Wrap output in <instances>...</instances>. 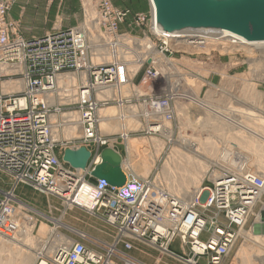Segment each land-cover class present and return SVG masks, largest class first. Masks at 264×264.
I'll use <instances>...</instances> for the list:
<instances>
[{"label":"built area","instance_id":"1","mask_svg":"<svg viewBox=\"0 0 264 264\" xmlns=\"http://www.w3.org/2000/svg\"><path fill=\"white\" fill-rule=\"evenodd\" d=\"M91 2L97 10L95 18L99 40L94 43L85 26L28 41L13 39L4 23L6 3H0V59L3 60L0 63L16 70L20 68L24 82L21 94L0 92V171L11 180V187L3 192L4 195L0 194V217L9 203L7 196L14 195L20 184L42 194L60 197L64 205L71 201L91 215L103 216V220L116 229L113 242L123 240L126 248H129L127 242L130 240L141 239L147 245L164 249L166 255L189 264H201L199 258L205 264H223L238 231L253 214L262 197L264 179L260 176L222 172L214 181L211 180V188L202 187L196 197L186 203L170 195L163 187L154 186V182L147 177L131 174L132 177L123 186L114 187L103 179L91 181L89 169L84 172L79 168L72 171L59 161L48 116L51 110H61L52 108L51 101L58 85L57 75L62 72L74 70L62 74L75 73L77 84L71 86L74 87L73 91L63 89L58 99L62 105L76 103L79 107L77 111L82 115L81 143L96 145L94 159L99 154L100 145L109 146L119 138L126 140L130 133L121 130L117 135H104L99 130L98 110L101 105L115 104L122 109L132 103L129 96L98 98V84L118 86L127 77L126 74L123 78L119 77L115 60L106 65H97L90 55L91 46L119 43V39L113 41L112 36L119 37L116 34L119 24L130 13L127 9L117 8L111 0ZM150 22L149 15V27ZM137 23L143 24L144 17L139 16ZM101 30L104 34H101ZM207 33L211 36L218 32ZM154 34L164 41L157 33ZM193 40L189 38L190 44H205V38ZM8 60L15 61L9 65L6 63ZM153 75H157L156 70ZM168 93L153 98L151 102L143 100L142 103L148 105L149 109L154 108L157 118L164 116L172 120V106L165 107L167 102H171ZM71 95L75 97V102H71ZM48 96L52 98L51 101ZM68 142L72 143H64ZM94 159L87 168L92 170L98 164ZM208 209L215 211L212 216L206 215ZM220 213L227 223L220 219ZM76 235L77 239L68 236L72 243L56 247L49 255L40 256L36 264L42 260V264H142L111 247L114 244L92 241L85 233ZM175 240L183 250L181 255L170 248ZM186 248L190 253L187 259L184 258Z\"/></svg>","mask_w":264,"mask_h":264},{"label":"rangeland","instance_id":"2","mask_svg":"<svg viewBox=\"0 0 264 264\" xmlns=\"http://www.w3.org/2000/svg\"><path fill=\"white\" fill-rule=\"evenodd\" d=\"M2 1L6 3L4 5L7 7L4 16L5 28L8 29L9 35L13 39L16 38V39H23L24 41H28V40H33L35 38H43L51 33L80 29L85 26L89 31V37L91 41L94 43L95 41L99 40L97 36V32H98L97 18H95L97 14V10L93 5V3L91 2V0H0V3H2ZM111 1L117 8H121L125 10L127 9L130 15L125 17V19L122 22H120L116 33L119 37L112 36L113 41H116L117 38L118 39L122 38L123 35H124L123 37H128L127 40L128 42L126 43L127 47L124 49L123 48L124 46H122V49H124L123 53H117L118 56L114 54V57L115 58L117 57V59L113 57V59L118 64L119 77L123 78V76H125L126 74L127 78L126 81H124V83H121L118 86L111 85L110 88L111 87L113 88V89L111 88L112 92H110L112 93V96L109 93L107 94V96L109 97L110 95V97L115 96L117 98L118 97L124 98L125 96H129L131 99L130 103L132 104H128V106L126 105L127 107H123L122 109H119L115 104H108L101 107L98 110L99 114L105 108H114L115 110L114 112L116 113V118L113 121H115L116 119L117 122L118 120L120 121L116 124V126L112 125L113 124L112 121L107 127H104L103 129L101 128V125L99 124V120H98V127L101 133H104V135H109V134L117 135L121 130H123V128H125L124 120H128V123L126 124V128L128 129L127 130L124 129L125 131L130 132L128 133L129 134L128 138L126 140H120L121 138H119L116 141V143H114L113 146L114 147L113 150L115 149L118 150L122 156L121 166L123 170L126 172L128 179L132 177L131 176L132 173L130 172H133L132 175L139 177H147L154 182V186L157 187L160 186L161 188L163 187L165 190L168 191V193L169 192L173 193L174 191L170 190V186L174 183H177L179 177L178 175H175L174 181L170 182L169 178L164 174L163 166L164 165L167 166L170 163L171 164L173 163L175 156L173 153V149L174 147L175 148L178 147L177 139L179 137V134L180 135L183 134L184 136H192L195 138L201 137L202 139L203 137H205L203 140L207 141L208 139L209 141L216 142L215 145L218 144V147L215 146V149L216 147L217 150H219L220 147L221 148L223 147L225 150L228 149L227 151H224V149L216 151L217 154H219V158L216 159V161L215 160L211 161V163H209L210 161L208 162L209 165L206 167L204 171L206 174H204L203 176L199 174L200 179L198 178L197 181L193 183L194 188L193 186L190 187V191L192 192L190 195L182 196L181 193H180L181 195L177 194L178 198L181 197L182 198L181 200L185 201L186 203L189 202L191 198L196 197L201 187L211 188L212 186L211 180L213 177L220 175L218 173L232 172L239 175V173L241 174L242 173L241 171L245 169L244 170L245 172H252L254 170L252 173L255 174L257 173L259 175L264 174V165H263L264 154L260 155L258 153L253 152V150L255 149L254 146L251 145V143L249 144L247 141H245V139L240 138L242 137V135H246L245 133L249 128L254 129L256 127L254 130H257V128L263 130L261 129L263 123L259 124L261 123V121H258L259 118H257L256 116L255 117L250 116L251 117V118L249 117L251 119L250 120L248 117L242 116L243 120H241V117L240 118L238 117L239 116L238 112H236L235 116L239 120H241L243 129L241 127L240 128L237 127L236 129H232L230 131V129H228L227 126H225L227 129L220 125L218 127V124H216L217 121L215 122V125L217 126L207 125L208 127L205 126L204 128L200 129L201 127L200 124L197 125V128L191 129L192 121L190 115H192L191 114L192 112L190 113V111L192 110L190 106L192 107V105H190L191 104L190 101H194V100L190 99L191 93L189 94V92L193 90L197 94L198 100L207 104L209 103L211 104V106L213 105L214 106V107L212 106L213 108L219 107V109L216 108L218 110H222L224 108L227 110L228 108H230L229 105H231L230 109L233 108L237 110L239 109L243 110L244 108L245 109L250 108L252 110L264 111V52L263 53L259 52L254 48L252 49V47L249 48L248 46L247 47L246 46L244 47L243 45L240 46V44L237 42L235 43H231L228 41L224 42V40L210 41V42H206L205 44L199 45V44L184 43L183 40L175 41L173 39H165L163 37V40L165 41L164 42L162 41L161 38L157 37L153 33L152 29L150 31L151 27H149V23H148L149 15L151 14V8H152L150 0H111ZM139 16L144 17L143 24L137 23V19ZM101 29L104 30L103 27H101ZM102 30H101V34H104V31ZM144 39L151 41L152 45L157 51V54L162 55L161 57L164 58V61L166 60V62H169L170 64L167 63L166 65L160 63L158 64L157 61L152 62L151 60L146 59L144 62H142L141 65H138L137 68L136 66H132L133 64H135L140 60L139 58L144 57V52L146 51H144V49L141 47L140 48L136 47L143 45V41H146ZM119 43H116L115 45ZM100 47H103V45L91 46L90 55L95 51V48H100ZM133 50L135 51L131 52ZM142 51L143 53H141ZM131 54L133 56H131ZM93 58L94 57H91V60H93ZM1 61L3 60L0 59V62ZM14 61L8 60L6 61V63L10 65ZM257 61L258 63H256ZM107 63L110 62H106L103 64L106 65ZM94 64L98 65V64H102V62L94 63ZM19 70H16V68H12V67L10 69H6L4 66L2 67V69L0 68V92H2L1 83L4 81L20 80L23 82L22 80L23 75L21 73V70L20 71ZM155 70L157 72V75H153ZM72 71L74 70H69L62 73H67ZM148 71H151L150 73L151 77L148 74ZM62 73L58 75L60 76L62 75ZM68 74L74 75L72 78V83L65 85L63 84L56 85L57 89L53 93L52 101H51L52 98L48 96L49 101H51L52 108L61 109L59 112L51 110L52 113L50 112L51 115H49V121H50L49 123L51 125V129L53 131L56 130L55 136H54V132L52 131V139L55 140L56 143L55 153L59 161L62 163V165L65 168L74 171L77 170V168L72 167L68 162L63 160L64 151L67 148L77 150L80 147H84L86 150L90 152V156L86 163V167H89L94 159V154H95L94 149L96 150V145L89 144V146L88 145L86 146L81 142L80 144L76 138L78 139L80 138L82 133L81 130H79L80 132L78 134L80 135H77L78 137L75 136L70 138L69 136L64 134L65 131L64 126H66L69 120V118L66 117H68L73 112L74 113L78 112L77 113L79 115L78 121L80 122L79 119L82 118L81 113L77 111L79 110V107L76 105V103L69 106L66 105L67 103L62 105L60 104V100L58 99L59 95L63 93V89H67L68 91H73L74 88L71 86L77 84L76 74L75 73H68ZM58 75L57 77H59ZM248 87L250 88L252 87L253 91H250ZM117 88H119V90ZM97 89H98V98H102L106 96L102 94L104 90L102 89L101 86H98ZM22 91L23 90L17 92H7V93L21 94ZM168 91H169L168 95H170L172 98L171 104L173 108V118L172 120H166L162 117L160 118H162L167 123L169 122L168 125L170 126V130H172V133L169 135V137L165 136L160 130L152 129V126L156 127L160 125L158 121L160 118L159 119L157 118L158 115L157 113H153L149 108H147L148 105L142 103L143 100L146 102H151L153 98L155 99V97L164 95ZM247 95L249 98L247 97ZM73 96H75V94H73ZM74 101H75V97L71 98V102ZM235 105L237 107H235ZM239 106L240 107L242 106V108H240ZM125 110H129V114L127 113L128 111L126 112ZM183 113L186 114V116L188 115L186 118L187 120L184 119L185 115H182ZM123 114L126 116L124 120H123V116H124ZM52 115L56 116L54 120L50 119ZM119 116H122V118L120 119ZM224 117L225 116H223L222 118ZM122 121H124V123ZM186 121H189L188 124ZM184 123H186L187 125ZM249 123L251 124V127ZM54 125L56 126L55 128ZM232 131L234 132L235 135L233 134ZM212 134L214 136H212ZM218 136L220 139L218 138ZM65 140L71 141L72 143L68 142L67 144H65L64 142H67ZM154 140L155 141L160 140L161 144L158 145ZM106 147L112 148L111 145L107 146V144H102L99 146L98 148L99 154L94 159L95 164L99 162L102 153L101 151H103ZM157 147H159V151ZM257 154L260 155L259 157L263 159L258 158ZM256 158L261 160L262 162L261 165L263 166L260 167L259 165L255 164L257 163L256 160H258ZM145 165L148 167L147 168L148 172L145 171L146 168ZM251 165L253 168L249 167ZM255 165H256V170L254 168ZM248 168L251 171H249ZM174 170L176 172H181L180 169H174ZM89 179L91 181H94L93 177ZM10 187H11L10 178L0 171V194L4 195L3 192L7 191ZM169 194L171 195V193ZM14 197H15L14 200H9L8 205L4 207L2 215H4L7 212V209L10 206H12L15 212H18L17 213L18 216L16 217L18 221L20 222L25 221L26 220L25 218H27V220L29 219L36 220V223L32 230V237L34 240H36L35 243L37 242L38 239L40 243H42V241L46 242L45 246H49L50 242H52L51 240H53V233L51 234L50 229L53 228L54 224L49 219L51 217L55 219H59L62 217V221L64 223L70 222L69 225H71L70 226L71 228L75 227L81 231H84L88 239L92 241H98L101 244H111L113 242L112 241L111 243L110 242L106 243L96 238L95 236L96 233L100 234L101 232H104V234L107 233V235L108 234L111 235V239H114L116 229L109 226L104 220H100L101 218L103 219V216L96 217L94 215H90L85 210H80V211L70 210L69 208H74V207H68L67 205L66 207L63 204L62 199H60V197L41 194L37 190H34L24 185H19L17 187ZM20 202L25 203L33 207L34 209L42 212L44 215H46V218L44 216H38L33 211L27 210L24 207L20 206V204H18ZM214 212L215 211L213 209H208L205 213L206 215L212 216ZM75 213L79 215L78 217L79 220L77 221L76 218L70 217V214L73 215ZM220 219H222L223 221H225V223H227L222 213H220ZM42 222L47 227L46 231L43 234L39 232V227ZM106 228L110 229L109 233L108 230H105ZM56 231L60 233V235L66 237L70 236L76 239L75 237L76 235L73 234L74 232H71L67 227H58ZM247 234H249L253 238H255L254 236L258 237L256 238V240H258L260 243L257 244L258 242H255L256 240H249L250 238L249 239L248 237L246 238ZM0 236L3 237V239H5L6 241V243L4 241L5 243L4 247L6 246V248L4 250L3 247L4 251H2V253L6 254L8 252V250L6 251L8 247L7 243L9 245L12 242H15L16 238H14L13 235H10V233L6 230L0 231ZM263 239H264V193L262 194V197L258 201L256 207L254 208L253 214L249 217L245 225L241 227V229L238 231V237L232 249L230 250L229 254L225 258L223 264H237L239 261H237L238 257L236 254L241 246H247V247L253 246L255 247L253 249L259 247L258 249L264 251ZM18 241L20 242V239ZM131 242H133V240H131ZM172 243L170 245V248L173 251L177 252L179 255L183 254L182 253L183 250L180 249L177 240H175L173 244ZM119 245L123 247L122 243H119L118 246ZM261 245L263 246L261 247ZM156 249L157 248L144 244L143 242L141 243L136 241L135 243H133L130 252L138 256L140 259H143L144 261L152 262L154 259V254L152 250L157 251L158 249L157 250ZM121 250H123V248ZM41 252H39L40 254H38L34 249L30 250V253L34 255L31 264H36L38 260H40L39 259L40 255L45 256V254H42ZM184 252H185L184 258L187 259L190 256V253L187 248L184 250ZM162 253L164 252L161 251V254ZM174 260H176L181 264L187 263L177 258H174ZM26 264L29 263L26 262ZM201 264H205V263L202 262Z\"/></svg>","mask_w":264,"mask_h":264},{"label":"bare ground","instance_id":"3","mask_svg":"<svg viewBox=\"0 0 264 264\" xmlns=\"http://www.w3.org/2000/svg\"><path fill=\"white\" fill-rule=\"evenodd\" d=\"M151 1V6H152V8H151V14H150V20H151V22H150V27H151V29H152V31L154 32V33H157L159 36L161 35V37L163 38H165V39H173V40H175V41H178V40H183V42L184 43H190L191 41H189V38H193L194 40H193V42H195V41H197L198 39H204L205 38V41L203 42V43H206V42H210V41H218V40H224V42H226V41H228V42H231V43H235V42H237V43H239L240 44V46L241 45H243L244 47L246 46H248L249 48L250 47H252V49L254 48V49H256V50H258L259 52H264V40H257V41H254V40H249V39H247V38H245V37H243V36H241L240 34H238V33H236V32H234V31H232V30H230V29H227V28H223V27H212V26H192V25H183V26H181V27H177V28H174V29H172V30H166L163 26H162V24L160 23V21L158 20V18H157V10H156V4H155V0H150ZM204 1H206L207 3H210V4H220V3H225V2H227V1H229V0H204ZM150 6V7H151ZM97 27V26H96ZM98 29V28H97ZM217 30V32L218 33H216L215 35L214 34H212L211 36L210 35H207L208 33V31L209 32H215ZM207 31V32H206ZM97 36H98V34H97ZM216 36H218V37H216ZM173 37H177V38H173ZM185 38V39H184ZM120 40H119V44H117V45H115V46H113V45H110V44H106V45H103V47H100V48H95V51L93 52V53H91V57H94L93 58V62L94 63H99V62H102V63H106V62H110V61H112V60H114L113 59V57H114V54H116V56H118V54L117 53H123V50L127 47L126 45V43L128 42L127 40H128V37H123L122 36V38H119ZM144 40H146V39H144ZM182 42V41H181ZM223 42V41H222ZM198 43H201V42H198ZM135 45H136V43H135ZM102 46V45H101ZM122 46H124L123 48L124 49H122ZM137 48H143L144 49V51H146V52H144V57L143 58H139L140 60L138 61V62H136L135 64H133L132 66H136V68L138 67V65H141L142 64V62H144L146 59H148V60H151L152 62H154V61H157V63L159 64H165L166 65V63L167 64H170L169 62H166V60L164 61V58L163 57H161L162 55H158L157 54V51L155 50V48H154V46L152 45V42L151 41H149V40H146V41H143V45H141V46H136ZM251 49V50H252ZM142 50V49H141ZM115 51H116V53H115ZM135 50H133V51H131V52H134ZM230 52V51H229ZM141 53H143V51L141 52ZM127 54H129V53H127ZM139 54H140V51H139ZM137 55H138V53H137ZM131 56H133L132 54H131ZM140 56V55H139ZM149 56V57H148ZM115 58V57H114ZM115 59H117V57L115 58ZM260 59V58H259ZM253 60V59H252ZM251 60V61H252ZM258 60V59H257ZM164 61V62H163ZM163 62V63H162ZM255 63V62H254ZM256 63H258V61L256 62ZM3 63H0V68L2 69V67L4 66L6 69H10L11 67L10 66H7L6 64H3ZM156 65V64H155ZM159 66H161V65H159ZM254 66V65H253ZM155 67V66H154ZM164 67V66H163ZM118 68V67H117ZM162 68V67H161ZM118 75H119V68H118ZM59 76V75H58ZM73 74H62V75H60L59 77H57V84L58 85H60V84H63V85H65V84H69V83H72V78H73ZM74 80V79H73ZM74 82V81H73ZM97 83H99V82H97ZM111 85H113V84H106V85H102V84H98L97 85V87L98 86H101L102 87V89L104 90V92H102V94L103 95H106V96H104V97H102V99L103 98H106V97H108L107 96V94L109 93V94H111V96H112V93H110V92H112L111 90L113 89L112 87V89L110 88V86ZM59 87V86H58ZM23 88H24V82H22V81H4V82H2L1 83V91L2 92H4V93H7V92H17V91H21V90H23ZM74 88V87H73ZM249 89H250V91H253V88L251 87H248ZM70 89V88H69ZM191 89V88H190ZM246 89V88H245ZM244 89V90H245ZM73 90V89H72ZM243 90V91H244ZM124 91V90H123ZM249 91V90H248ZM122 92V91H121ZM114 93V92H113ZM191 93V97H190V99H193L194 101H190V105H192V107L190 106V108H191V110L192 111H190V113L192 114V115H190L191 116V121H192V123H191V121H190V123L192 124V127H191V129L192 128H197V125H200L199 127H200V129L201 128H204L205 126H212V125H215V122H216V124H218V127H219V125L220 126H223V127H225V126H227L228 127V129H230V131L232 130V129H236L237 127L238 128H242L243 126H242V124H241V120H243L242 119V116L243 117H250V116H256L257 118H259L258 119V121H261V123H259V124H262V127H261V129H263V130H260V128H257V130H254V129H248L247 131H246V135H242V137H240V138H243V139H245V141H247L249 144L251 143V145H253L254 146V150H253V152H255V153H258V154H260V155H263L264 154V111L263 110H252V109H250V108H244L243 110L241 109H239V110H237V109H230L231 108V105H229L230 106V108H228L227 110L224 108V109H222V110H218L219 109V107H216V108H218V109H216V108H213L212 106H211V104H207V103H204V102H201L200 100H198L197 99V94L192 90L191 92H189V94ZM254 94V93H253ZM73 95V94H72ZM71 95V96H72ZM114 95V94H113ZM244 95H245V92H244ZM250 95V94H249ZM120 96H122V95H120ZM255 96V95H254ZM109 97H110V95H109ZM168 97H170V101L172 100V98H171V96L170 95H168ZM247 97H248V95H247ZM51 98V97H50ZM119 98V97H118ZM245 98H246V96H245ZM249 98V97H248ZM251 98V97H250ZM73 101V100H72ZM236 101V100H235ZM244 101V100H243ZM75 102V101H74ZM241 102H242V100H241ZM250 103H251V101H250ZM189 104V103H188ZM233 104V103H232ZM247 104V103H246ZM253 104V103H252ZM105 105H108V104H105ZM105 105H101L99 108H101V107H103V106H105ZM169 106L171 107L172 106V104H171V102H167V105H165V107L166 108H169ZM234 107V106H233ZM235 107H237L236 105H235ZM234 107V108H235ZM240 107V106H239ZM262 107V106H261ZM203 108H204V110H203ZM240 108H242V106L240 107ZM263 108V107H262ZM220 109H221V107H220ZM151 110V112H153V113H156V111H155V109L154 108H152V109H150ZM115 110H114V108H105V109H103L101 112H100V114L98 113V115H99V118H98V120H99V124L101 125V128H103L104 129V127H107L115 118H116V113L114 112ZM124 111V110H123ZM128 114H129V110H125ZM134 112V111H133ZM236 112H238V114H239V118L241 117V120H239L236 116H235V114H236ZM78 113V112H77ZM77 113H71L68 117H66V118H69V120H68V122H67V124H66V126H64L65 128V131H64V134L65 135H67V136H69L70 138L71 137H78L77 135H80V134H78L80 131V123H81V121H82V119L80 118L79 120H80V122L78 121V114ZM131 113V112H130ZM187 113V112H186ZM188 114V113H187ZM124 115V114H123ZM182 115H185L184 116V119H186L187 118V116H186V114H182ZM82 116V115H81ZM130 116V115H129ZM223 116H225L224 118H222ZM56 116L55 115H52L51 117H50V119L51 120H54V118H55ZM126 116L124 115L123 116V120H124V118H125ZM162 118H164V119H166V120H171V119H167V118H165L164 116H161ZM65 118V119H66ZM159 119L158 121H159V123H160V125L159 126H152V129H154V130H160L165 136H168L169 137V135L172 133V130H170V126L168 125V123L166 122V121H164L163 119ZM182 118V117H181ZM190 118V117H189ZM188 118V119H189ZM247 118V119H248ZM251 118V117H250ZM249 118V119H250ZM119 119V118H118ZM121 119V118H120ZM219 119V120H218ZM248 119V120H249ZM256 119V118H255ZM48 120H49V116H48ZM117 120V119H116ZM113 121V124L112 125H114V126H116V124L120 121V120H118V122L117 121ZM187 120V119H186ZM239 120V121H238ZM251 120V119H250ZM62 121V120H61ZM124 121H125V123H124ZM124 121H122L123 123H124V127L125 128H123V130L125 129V130H127L128 128H126V124L128 123V120H124ZM183 121H185V120H183ZM245 121V120H244ZM50 122V121H49ZM130 122V121H129ZM166 122V123H165ZM187 122V124H188V122L189 121H186ZM243 122V121H242ZM250 122V121H249ZM254 123V122H253ZM50 124V123H49ZM120 124V123H119ZM122 124V123H121ZM184 124H186V123H184ZM186 124V125H187ZM245 124V123H244ZM250 124V123H249ZM248 125V124H247ZM51 126V125H50ZM183 126V125H182ZM207 126V127H208ZM215 126H217V125H215ZM256 126V125H255ZM260 126V125H259ZM56 126L54 125V128H55ZM189 127V126H188ZM250 127H251V124H250ZM80 128V129H79ZM216 128V127H215ZM221 128V127H220ZM226 128V127H225ZM246 128V127H245ZM63 129V128H62ZM139 129V128H138ZM185 129V128H184ZM199 129V130H200ZM222 129V128H221ZM227 129V128H226ZM243 129V128H242ZM197 130V129H196ZM241 130V129H240ZM53 131V130H52ZM159 131V132H160ZM184 131V130H183ZM194 131V130H193ZM207 131V130H206ZM205 131V132H206ZM228 131V130H227ZM234 131V130H233ZM232 131V132H233ZM54 132V136L56 135V130H54L53 131ZM208 132V131H207ZM211 132V131H210ZM236 132V131H235ZM239 132V131H238ZM242 132V131H241ZM244 132V131H243ZM219 133V132H218ZM82 134V133H81ZM208 134V133H207ZM229 134H231V133H229ZM233 134H234V132H233ZM242 134V133H241ZM241 134H239V135H241ZM199 135V134H198ZM211 135V134H210ZM224 135V134H223ZM223 135H222V137H223ZM226 135V134H225ZM235 135V134H234ZM234 135H233V137H234ZM237 135V134H236ZM239 135H238V137H239ZM209 136V135H208ZM207 136V137H208ZM212 136H214L213 134H212ZM221 136V135H220ZM227 136V135H226ZM203 137V136H202ZM232 137V138H233ZM55 138V137H54ZM128 138V137H127ZM205 137H203V139H204ZM210 138V137H209ZM217 138V137H216ZM218 138H219V136H218ZM156 139V138H155ZM201 137H192V136H184L183 134H179V137H178V139H177V142H178V147H180V148H178V147H174V149H173V153H174V161H173V163L171 164H169V165H167V166H165L164 164V166H163V168H164V174L169 178V180H170V182H173L174 181V177H175V175H178V177H179V179H178V181H177V183H174V184H170L171 186H170V190L171 191H174L173 193L172 192H169V193H171V195L172 196H174V197H177L178 198V195L177 194H182V196H187V195H190L192 192L190 191V187H192L193 186V188H194V185H193V183L194 182H196L197 181V179L199 178L200 179V176H199V174L200 175H204V174H206L204 171H205V169H206V167L209 165V163H211V161H213V160H215L216 161V159H218L219 158V154H217V152L216 151H219V150H221V149H224L223 147L221 148L220 147V149L219 150H217V147H218V144L217 145H215V143L216 142H213V141H209L208 139H207V141H205V140H203ZM220 139V138H219ZM231 139V138H230ZM82 140V136H80V138H79V141L80 142H82L81 141ZM216 140V139H215ZM241 140V139H240ZM155 141V140H154ZM153 141V142H154ZM79 142V143H80ZM158 145H160L161 144V141L160 140H156L155 141ZM221 143V142H220ZM242 143V142H241ZM84 145H86L85 143H83ZM222 144V143H221ZM220 144V145H221ZM225 144V143H224ZM244 144V143H243ZM223 145V144H222ZM246 145V144H245ZM87 146V145H86ZM134 146V145H133ZM132 146V147H133ZM157 146V145H156ZM215 146H217L216 147V149H215ZM247 146V145H246ZM225 147H227V146H225ZM158 148V151H159V147H157ZM229 148V147H228ZM251 148V147H250ZM215 149V150H214ZM67 150H69V151H75V150H73V149H71V148H67ZM78 150V152H80V154L82 153V152H84V154H87L86 152L88 151V150H86L84 147H80L79 149H77ZM228 150V149H227ZM227 150H225L224 149V151H227ZM86 151V152H85ZM157 151V150H156ZM223 151V150H222ZM221 151V152H222ZM102 153H101V157H100V160H99V162H101V159H104V160H106V161H109L110 163H112V164H120L121 165V157H120V154L119 153H117L115 150H113V148H111V147H106L103 151H101ZM220 153V152H219ZM83 154V153H82ZM234 154H235V152H234ZM239 154V153H238ZM253 154V153H252ZM257 154V156H258V158H260L259 156L260 155H258ZM216 156H217V158H216ZM237 156V155H236ZM256 156V157H257ZM170 157V156H169ZM262 157V156H261ZM149 158V157H148ZM171 158V157H170ZM236 158V157H235ZM255 158V157H254ZM258 158H256V159H258ZM172 159V158H171ZM260 159H263V158H260ZM260 159H258V160H256V162L257 163H255V164H257V165H259L260 167L261 166H263L264 165V162H263V165H261L262 164V162H261V160ZM144 160H145V158H144ZM210 161V162H209ZM255 161V160H254ZM263 161H264V159H263ZM99 162H97V163H99ZM170 162H171V160H170ZM209 162V163H208ZM244 164V163H243ZM242 164V165H243ZM254 164V163H253ZM147 165V164H146ZM145 165V171H147V166ZM245 165V164H244ZM134 166V165H133ZM137 166V165H136ZM246 166V165H245ZM86 167V165L84 166V167H78V168H81V169H79L81 172H84V171H86L87 169H89V172H91L90 171V168H85ZM127 167H128V165H127ZM248 167V166H247ZM249 167H251V168H253L252 167V165L251 166H249ZM121 168H122V166H121ZM133 168V167H132ZM144 168V167H143ZM246 168V167H245ZM255 170H256V165H255ZM174 169H180L181 170V172H176ZM122 170H123V168H122ZM174 170V171H173ZM245 170V169H244ZM244 170H242L241 172L242 173H252V172H245ZM248 170H249V168H248ZM247 170V171H248ZM124 171V170H123ZM145 171H144V173H145ZM249 171H251V170H249ZM125 172V171H124ZM148 172V171H147ZM146 172V173H147ZM258 172V171H257ZM241 173V174H242ZM260 173H261V171H260ZM125 174H126V172H125ZM218 174H220V173H218ZM222 174V173H221ZM240 174V173H239ZM252 174H255V173H252ZM255 175H258V176H260L261 178H263L264 179V177H262V176H264V174H261V175H259V174H255ZM126 177H127V179H128V176H127V174H126ZM216 177H218V176H215V177H213L212 178V180L214 181L215 180V178ZM158 178V177H157ZM154 180V179H153ZM168 180V179H167ZM20 185V184H19ZM18 185V186H19ZM165 185V184H164ZM168 185V184H167ZM169 186V185H168ZM202 189V187L200 188V190ZM197 190V189H196ZM195 190V191H196ZM198 191V190H197ZM196 191V192H197ZM199 193V192H198ZM263 193H264V191H263ZM42 194V193H41ZM174 194V195H173ZM180 194V195H181ZM45 195H49V194H45ZM55 196V195H54ZM10 200H14V195H12V196H7ZM179 199H182L181 197H179ZM192 199L193 198H191V200L190 201H192ZM189 201V202H190ZM189 202H187V203H189ZM18 204H20V206H22V207H24L25 209H27V210H31V211H33L34 213H36L38 216H44L45 218H46V215H44L42 212H40V211H38V210H36V209H34L33 207H31V206H29V205H27V204H25V203H18ZM66 205L68 206V207H77V208H79V209H81V210H84L82 207H78V206H76V205H74L73 203H71V201H69L68 203H66ZM65 205V206H66ZM66 206V207H67ZM18 212H15V210H14V208L12 207V206H10L8 209H7V212L4 214V215H2V217H0V231H4V230H6V231H8L9 233H10V235H13V237L14 238H16L15 239V242H12L11 244H9L8 245V243H7V249H6V251L8 250V252L6 253V254H4V253H2V251H4L5 250V248H6V246L4 247V245H5V243H6V241H5V239H3V237H1L0 236V264H16V263H18V264H26V262H28L29 264H31V261H32V259H33V257H34V255H32V253H30V250L31 249H34L38 254H40L39 252H41L42 254H45V255H47V254H51V252L53 251V249L55 250L56 249V247H60V246H64V245H67V244H70V243H72L73 241L72 240H70V238L67 236H63V235H60V233H58L57 231H56V229L58 228V227H67V228H69V230L71 231V232H75L76 233V230L74 229V228H71L69 225H67L66 223H64L63 221H62V217L61 218H59V219H55V218H49L52 222H53V228L52 229H50V232H51V234L53 233V240H51L52 242H50V245L49 246H45L46 245V242H43L41 239V241H42V243H40L38 240H37V242L35 243V241L36 240H34L33 239V237H32V230H33V228H34V225H35V223H36V220H33V219H29V220H27V218H25L26 220L25 221H18L17 220V216H18V214H17ZM91 215V214H90ZM97 217V216H96ZM110 226V225H109ZM160 227V226H159ZM206 228L208 229V224H206ZM46 229H47V227H46V225L42 222L41 224H40V227H39V232H41L42 234L46 231ZM161 230H162V228H161ZM49 231V230H48ZM3 233V232H2ZM5 233V232H4ZM203 233V230L202 231H200L199 232V234H200V236H201V234ZM126 234H128V233H126ZM5 235V234H4ZM48 235H49V232H48ZM78 235H80V233H78ZM130 235V234H129ZM252 235V234H251ZM131 236H133V235H131ZM237 237H238V233H237ZM248 237V239L249 240H256V238H258V237H256V236H254L255 238H253V237H251L249 234H247L246 235V238ZM13 238V239H14ZM134 238V237H133ZM9 239V238H8ZM20 239V242L18 241ZM134 239H136V238H134ZM175 239H178V238H175ZM237 239V238H236ZM21 240H22V242H21ZM61 240V241H60ZM133 240V239H132ZM141 239H137V240H133V241H138V242H143V241H140ZM174 240V239H173ZM4 241H5V243H4ZM10 241V240H9ZM45 241V240H44ZM236 241V240H235ZM263 241H264V239H263ZM8 242V241H7ZM177 242H178V240H177ZM254 242V241H253ZM255 242H258L257 244H259L260 242L258 241V240H256ZM35 243V244H34ZM119 243H122L123 244V250H121V249H119L118 248V244ZM128 244H129V248H126L125 246H124V241L123 240H121V241H116V242H113V243H111V244H114L115 246H111V247H114L115 249H117V250H119V251H121V252H123L124 254H127L129 257H131V258H134V257H132L131 255H129L128 254V251H130L131 250V248H132V242H131V240H130V242H127ZM144 244H145V242H143ZM235 243V242H234ZM35 245H36V247H35ZM246 245V244H245ZM255 245V244H254ZM150 246V245H149ZM263 245H261V247H262ZM3 247H4V250H3ZM35 247V248H34ZM152 247H155V246H152ZM155 248H157V247H155ZM195 248V250H198V248L197 247H194ZM253 248H255V247H247V246H241L239 249H238V252H237V257H238V259H237V261H239L237 264H264V253H262V252H264V251H262V250H260V249H258V248H256V249H253ZM158 249V248H157ZM160 252L161 251H163L164 253H162V254H165V250L164 249H158ZM5 251V252H6ZM185 253V252H184ZM166 255V254H165ZM39 256V255H38ZM41 256V255H40ZM168 256H170V255H168ZM170 257H172V256H170ZM174 258V257H173ZM134 262H135V260H137L136 258H134V259H132ZM193 259H191V261H192ZM39 261V260H38ZM182 261V260H181ZM44 261L42 260L41 262H40V264H42ZM137 262H139V263H142V262H140L139 260H137ZM33 263V262H32ZM184 263V262H183ZM130 264H135V263H133V262H130ZM142 264H144V263H142ZM184 264H189L188 262L187 263H184Z\"/></svg>","mask_w":264,"mask_h":264},{"label":"water","instance_id":"4","mask_svg":"<svg viewBox=\"0 0 264 264\" xmlns=\"http://www.w3.org/2000/svg\"><path fill=\"white\" fill-rule=\"evenodd\" d=\"M155 4L157 18L166 30L183 25L223 27L249 40H264V0H229L220 4L204 0H155ZM82 153L66 149L63 160L72 167H84L90 152ZM90 174L114 187H121L127 181L120 164L104 159Z\"/></svg>","mask_w":264,"mask_h":264},{"label":"crops","instance_id":"5","mask_svg":"<svg viewBox=\"0 0 264 264\" xmlns=\"http://www.w3.org/2000/svg\"><path fill=\"white\" fill-rule=\"evenodd\" d=\"M111 146H112V148L114 149V143H111L110 144ZM109 145V146H110ZM116 150V149H115ZM119 154H120V152L118 151V150H116ZM120 156H121V154H120ZM121 158H122V156H121ZM130 173H132L133 174V172H130ZM93 179H95V178H93ZM70 210H81V209H78V208H69ZM74 216H76V217H74ZM70 217L71 218H76V221L77 220H79V215L77 214V213H75V214H73V215H71L70 214ZM100 220H103L102 218L100 219ZM70 223V222H69ZM69 223H67L66 222V224H68L69 225ZM77 223V222H76ZM69 226H71V225H69ZM103 226V225H102ZM73 227V226H72ZM75 230H76V233L74 232L73 234H78L77 232H79V233H84V231H81V230H79V229H77V228H75V227H73ZM104 228H105V226H104ZM105 230H108V233H109V228H106ZM102 233V234H101ZM100 234L99 233H96L95 234V236H96V238H98V239H100L101 241H103V242H106V243H111L112 241H113V239H111V235H107V233L106 234H104V232H101ZM76 237V239L78 238V236L76 235L75 236ZM136 241H133L132 242V245H133V243H135ZM174 243V242H173ZM172 243V244H173ZM120 249H122L123 247L121 246V245H119L118 246ZM157 250V249H156ZM158 251V250H157ZM157 251H154V250H152V252H153V254H154V259H153V261L152 262H147V261H144L143 259H140L138 256H136V255H134V254H132L130 251H128V254L129 255H131L132 257H134V258H136L137 260H139L140 262H142V263H144V264H181V263H179V262H177L176 260H174V258L173 257H170V256H168V255H165V254H161V252H157ZM199 261L202 263V262H204V260L202 259V258H199Z\"/></svg>","mask_w":264,"mask_h":264}]
</instances>
